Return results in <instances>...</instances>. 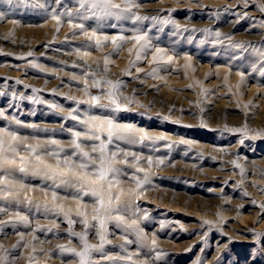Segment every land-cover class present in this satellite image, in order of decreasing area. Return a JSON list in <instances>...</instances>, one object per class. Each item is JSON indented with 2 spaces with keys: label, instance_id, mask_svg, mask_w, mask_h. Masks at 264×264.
<instances>
[{
  "label": "rangeland",
  "instance_id": "1",
  "mask_svg": "<svg viewBox=\"0 0 264 264\" xmlns=\"http://www.w3.org/2000/svg\"><path fill=\"white\" fill-rule=\"evenodd\" d=\"M112 3L0 0V264H264V0Z\"/></svg>",
  "mask_w": 264,
  "mask_h": 264
},
{
  "label": "snow or ice",
  "instance_id": "2",
  "mask_svg": "<svg viewBox=\"0 0 264 264\" xmlns=\"http://www.w3.org/2000/svg\"><path fill=\"white\" fill-rule=\"evenodd\" d=\"M94 6L96 4L102 5L105 8V15H119V13H114L111 11V9H120L119 4L112 3V0H93ZM130 11V9H129ZM121 39H123L121 37ZM137 40L140 39V37H136ZM133 129L130 127H120L118 125H115L112 121H108V140L109 143H111L113 136H116L118 139H123L124 136L123 133H132ZM145 139H163V137H148L146 135L141 136L140 140L143 141ZM3 143V139L0 138V144ZM79 147V145H77ZM106 145H101V148L99 149L100 152V163L97 166L96 161L91 158L90 154L88 152H83L82 155L86 158L85 162H82L80 164L81 169H88L92 168L94 170L93 175L95 178H91L87 173H76L77 178L82 181L81 187L86 188L88 192H90L92 195H98V188L103 186L104 182H107L109 190L113 187L112 180L109 179V174L113 178L119 175L120 170L115 166V160L109 159L104 155ZM97 149H93V152H96ZM117 155L116 152L111 153V157L115 158ZM37 161H39V157H36ZM24 158H21V161H23ZM14 164L15 161H8L6 158H3V161L0 162V168H4L5 164ZM107 165V166H106ZM39 163L37 164V169L39 170ZM51 170L50 166H48ZM21 171H24V168L20 169ZM140 171H143V169H140ZM116 199L118 200L119 197L117 196ZM101 207L104 206L103 200L100 201ZM107 211V210H106ZM93 219H101L99 216L93 217ZM101 224L103 225V220L101 219ZM154 243V242H153ZM88 247H91L90 245H85V252L80 253L81 257H83L86 254V250ZM74 251V250H73Z\"/></svg>",
  "mask_w": 264,
  "mask_h": 264
}]
</instances>
